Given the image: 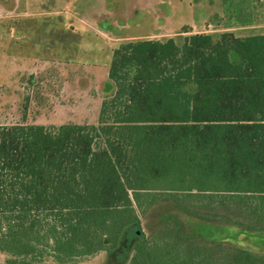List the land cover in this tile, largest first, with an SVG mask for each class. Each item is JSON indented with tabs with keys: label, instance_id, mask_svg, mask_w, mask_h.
Wrapping results in <instances>:
<instances>
[{
	"label": "trees",
	"instance_id": "16d2710c",
	"mask_svg": "<svg viewBox=\"0 0 264 264\" xmlns=\"http://www.w3.org/2000/svg\"><path fill=\"white\" fill-rule=\"evenodd\" d=\"M108 79L95 125L0 124V264H78L129 235L127 264H264L172 217L145 236L133 206L161 193L264 232V32L125 42Z\"/></svg>",
	"mask_w": 264,
	"mask_h": 264
},
{
	"label": "rangeland",
	"instance_id": "374dc122",
	"mask_svg": "<svg viewBox=\"0 0 264 264\" xmlns=\"http://www.w3.org/2000/svg\"><path fill=\"white\" fill-rule=\"evenodd\" d=\"M223 32L263 33L264 0H0V124L95 125L114 91L108 69L119 45ZM140 204L145 236L172 217L191 239L264 255V232L191 216L161 193ZM131 239L78 264H127Z\"/></svg>",
	"mask_w": 264,
	"mask_h": 264
}]
</instances>
